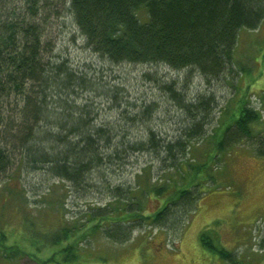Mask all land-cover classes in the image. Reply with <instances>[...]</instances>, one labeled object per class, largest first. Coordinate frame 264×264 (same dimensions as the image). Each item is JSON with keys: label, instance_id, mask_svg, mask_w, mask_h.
Segmentation results:
<instances>
[{"label": "trees", "instance_id": "obj_1", "mask_svg": "<svg viewBox=\"0 0 264 264\" xmlns=\"http://www.w3.org/2000/svg\"><path fill=\"white\" fill-rule=\"evenodd\" d=\"M142 10L144 17L139 16ZM263 18L264 0H0V174L15 164L67 182L77 194L89 191L95 177L113 202L87 213V221L95 222L92 234H86L89 237L99 230L123 244L138 228L182 231L198 208L201 176L209 158L216 163L229 148L247 143L264 156L262 108L235 98L236 105L225 116L228 121L214 128L203 159L185 163L192 142L205 134L211 122L215 94L190 91L187 76L183 81L149 70L141 74L142 80L158 87L161 97L131 98L121 83L104 82L101 72L129 65L164 66L200 74L207 83L235 71L239 81L233 62L238 30L255 29ZM58 19L69 20L85 49L112 68L74 66L68 58L54 56L48 33ZM233 86L236 94L239 86ZM258 90L253 94L264 109V84ZM97 97L115 112L112 118L101 117ZM162 103L179 114L175 133L153 126ZM140 154L179 171L182 180L173 185L165 180L150 189L137 185L141 199L150 195L161 199L148 215L144 205L138 208L134 199L138 194L107 177ZM105 216L109 220L103 224ZM67 224L73 223L65 221L46 231L49 236L36 237L31 246L66 242L69 234L76 233V227L70 230ZM199 238L220 259L242 264L233 252L210 243L205 230ZM82 241L56 249L51 258L60 255L61 261L54 263L78 262Z\"/></svg>", "mask_w": 264, "mask_h": 264}, {"label": "rangeland", "instance_id": "obj_2", "mask_svg": "<svg viewBox=\"0 0 264 264\" xmlns=\"http://www.w3.org/2000/svg\"><path fill=\"white\" fill-rule=\"evenodd\" d=\"M144 15L145 11L139 12V16ZM48 34L54 44V56L68 58L74 66L94 64L98 70L101 66L112 68L85 49L69 20L58 19L51 24ZM233 62L234 68L238 69L239 81L235 78V71L226 79L207 83L200 74L192 75L187 69L176 71L164 66H119L111 72L101 73L104 82L113 80L121 83L131 98L158 100L161 97L158 87L142 80L141 74L149 70L157 71L162 77L183 81L187 76L190 91L214 93L217 104L213 107L211 122L205 134L192 142L184 161L195 159L199 162L212 145L214 128H221L228 121L226 117L232 112L236 100L248 99L250 106L262 108L264 118L263 106L256 98L258 96L253 94L259 93L258 89L264 84V18L255 29L238 30ZM234 84L239 86L237 95L234 94ZM96 101L101 117L112 118L115 115L113 110L107 109L104 99L97 97ZM178 115L171 105L162 103L156 111L153 126L162 132L175 133L180 124ZM248 144L229 148L216 163L210 158L207 160L209 167L201 176L200 190L203 193L198 208L182 231L138 228L130 232V240L123 244L109 240L99 230L87 236L92 234L90 228L95 225V222L87 221V213L93 207H106L113 202L104 185L95 177L90 182L93 186L89 191L77 194L72 192L67 182L32 173L13 164L0 174V264H56L54 261L60 262L61 256L51 258L53 253L55 255L64 245L82 240L78 262L68 264H229L201 244L199 236L204 230L210 243L233 252L242 264H264V156L254 153ZM108 176L114 184L128 187L130 193L138 194L134 199L138 208L144 205L146 215L158 207L161 199L153 195L142 196L144 199H141L142 193L137 185L141 189H150L151 184L161 185L165 180L170 185L182 182L179 171L162 166L147 154L131 157L115 176ZM113 208L107 209L111 212ZM106 220L109 219L105 216L103 224ZM65 221L73 223L67 224L70 230L76 227V233L69 234L66 242L57 246L46 243L31 246V240H38L36 237L45 239L50 234L46 231L56 230Z\"/></svg>", "mask_w": 264, "mask_h": 264}, {"label": "bare ground", "instance_id": "obj_3", "mask_svg": "<svg viewBox=\"0 0 264 264\" xmlns=\"http://www.w3.org/2000/svg\"><path fill=\"white\" fill-rule=\"evenodd\" d=\"M177 227V226H176ZM175 228V227H174Z\"/></svg>", "mask_w": 264, "mask_h": 264}]
</instances>
